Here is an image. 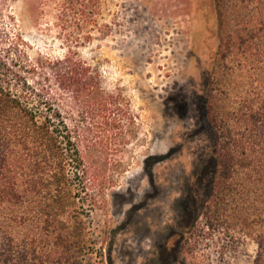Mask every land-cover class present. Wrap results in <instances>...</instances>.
I'll return each mask as SVG.
<instances>
[{
  "label": "rangeland",
  "instance_id": "1",
  "mask_svg": "<svg viewBox=\"0 0 264 264\" xmlns=\"http://www.w3.org/2000/svg\"><path fill=\"white\" fill-rule=\"evenodd\" d=\"M99 1L78 43L66 39L54 0H17L0 16V34L25 42L17 52L22 64L30 68L41 58L63 60L76 52L98 73L103 95L124 106L120 140H110L108 156L96 150L88 156V178L98 170L101 177L80 194L95 196L93 211L87 205L79 209L90 238L88 254L81 252L80 259L252 264L260 227L243 225L239 206L214 229L206 223L217 186L204 109L219 45L214 1ZM63 102L69 126H86L70 96Z\"/></svg>",
  "mask_w": 264,
  "mask_h": 264
},
{
  "label": "trees",
  "instance_id": "2",
  "mask_svg": "<svg viewBox=\"0 0 264 264\" xmlns=\"http://www.w3.org/2000/svg\"><path fill=\"white\" fill-rule=\"evenodd\" d=\"M16 1L0 0L1 19ZM213 1L219 45L204 109L217 186L207 229L239 206L243 225L260 227L252 264H264V0ZM54 5L66 39L78 43L100 1ZM0 35V264H85L79 254H88L90 238L79 209L93 211L95 196L80 194L101 177L98 170L88 178V156L112 151L110 140L123 135L124 106L103 95L98 73L76 52L28 68L17 53L24 40ZM68 96L86 126L67 123Z\"/></svg>",
  "mask_w": 264,
  "mask_h": 264
}]
</instances>
